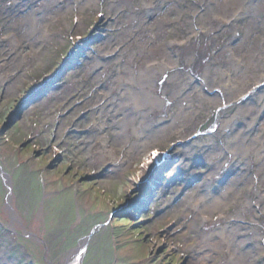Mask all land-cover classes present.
<instances>
[{
    "label": "rangeland",
    "instance_id": "obj_1",
    "mask_svg": "<svg viewBox=\"0 0 264 264\" xmlns=\"http://www.w3.org/2000/svg\"><path fill=\"white\" fill-rule=\"evenodd\" d=\"M217 1L0 0V264H264V0Z\"/></svg>",
    "mask_w": 264,
    "mask_h": 264
},
{
    "label": "bare ground",
    "instance_id": "obj_2",
    "mask_svg": "<svg viewBox=\"0 0 264 264\" xmlns=\"http://www.w3.org/2000/svg\"><path fill=\"white\" fill-rule=\"evenodd\" d=\"M81 1V0H80ZM90 1H92V0H85V4L87 3H89ZM241 1L242 0H240V2H234V3H232V4H230L229 5V3H226V2H224V1H220V0H218L215 4H214V8L213 7H211V8H213V9H211L212 11L210 12L211 14H209L210 16V18L211 19H213V20H215V19H218V20H216L217 22H219L220 24H225V26H226V24H228V23H230V21L231 20H233V19H236V14H237V12H238V10H239V8H241V6L239 5L240 3H241ZM243 1H245V0H243ZM242 1V2H243ZM253 5H255V8H256V6H258V3L256 4H253ZM82 6H83V4H82ZM218 6V7H217ZM250 6V5H249ZM254 8V9H255ZM79 9H80V6H79ZM209 9H210V7H209ZM224 11V12H223ZM254 11V10H253ZM35 19V18H34ZM209 22V21H208ZM210 23V22H209ZM31 27H34V28H31V30L33 29V30H37L36 28H35V23L34 22H32L31 23ZM245 26H246V24H245ZM248 26V27H247ZM246 27V30H247V32L245 33V37L244 38H241L237 43H236V45L238 46L237 48H241L242 49V51H244V52H249V44H247V40H248V36H249V34H251L252 33V31L256 28V24L254 23V25L252 24V25H250V24H248ZM31 30H30V32H31ZM229 55H231V54H229ZM169 56H171V55H169ZM237 58V61H239V59H240V61H241V63H239L241 66L240 67H236L235 69H234V67L233 66H235V65H233V66H231L230 64H227L224 68L226 69V71H225V73H228V72H232L233 73V75H235L237 78H238V76L241 74L240 72H241V67L242 66H245L246 64H244L243 63V59H242V55L240 54V55H238V57H236ZM244 58V57H243ZM191 59V58H190ZM189 59V60H190ZM230 59V58H229ZM252 61V60H251ZM247 62V61H246ZM231 63L232 64H234L232 61H231ZM250 63H252V62H250ZM149 64V63H148ZM147 64V69H153V68H155V66H156V64L157 63H153V62H151L149 65ZM160 65V64H159ZM159 68H161L162 70L161 71H163V67L164 66H158ZM230 68V69H229ZM233 68V69H232ZM218 70V69H217ZM231 70V71H230ZM160 71V70H159ZM220 71V70H219ZM235 72V73H234ZM246 73V72H245ZM244 73H242V75H243ZM189 75L191 76V77H193V73L191 74V73H189ZM228 76H229V73L227 74ZM155 76V74H154V72H153V70H146V69H143V70H141V72H140V74H139V81L137 80V82L139 83L141 80H143V79H146V80H148L149 81V79L150 80H152V78ZM222 76V75H221ZM137 77V76H136ZM190 77V78H191ZM244 77V76H243ZM227 79V78H226ZM226 79L224 78V80H222V81H224V82H226ZM199 82H201V86H202V90H208V87H210V86H214V87H216V85H221L220 87H222V88H224L223 86H226L224 89H227L228 91H229V93H227V94H224V95H227V97L233 92L232 90H234V88H235V86L236 85H234V84H232L234 81L231 79V83L230 84H227V83H217V81L215 82L214 81V79L213 78H208L207 76H206V74H203L202 75V77H200L199 78ZM238 82V81H237ZM134 83V82H133ZM143 84H146V85H148V87H149V85L150 84H148L147 82H145V83H143ZM142 84V85H143ZM212 90V89H211ZM146 93L145 94V99H147V100H149V101H151V100H154L155 99V96L154 95H152V94H150V92H149V90H143V93ZM149 94H150V96H149ZM208 95V96H207ZM206 97L208 98V99H212L211 101H214V100H216V98H215V96H213V94L212 95H210L209 94V92L207 91L206 92ZM133 98V97H132ZM157 98H159V97H157ZM156 98V99H157ZM151 102H153V101H151ZM148 103H150V102H148ZM250 103V105H253V101H251V102H249ZM9 123V122H8ZM102 122H101V120H99L98 121V124H101ZM103 146L102 147H104L105 148V146H104V143L102 144ZM228 184V183H227ZM231 185V184H230ZM229 185V186H230ZM227 186V185H226ZM224 188H226L225 186H224ZM227 189H229V187H227ZM217 192V191H216ZM193 197L191 194H190V192L189 193H185L184 194V199L185 198H187V197ZM213 196V195H212ZM204 204V205H203ZM202 205H201V207L200 208H205V209H216L217 207H219V203L217 202V199L214 197V200H213V202L212 201H208V200H206L204 203H203ZM222 229V228H221ZM210 236H208L207 234H206V237H208V238H212L211 237V235H217V236H219V237H222L223 236V233L222 232H219V231H213L211 234H209Z\"/></svg>",
    "mask_w": 264,
    "mask_h": 264
}]
</instances>
